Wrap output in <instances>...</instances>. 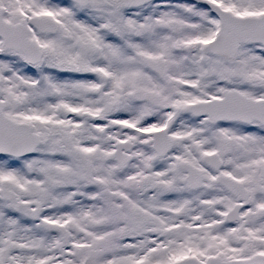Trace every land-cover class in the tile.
<instances>
[{"label": "snow or ice", "instance_id": "snow-or-ice-1", "mask_svg": "<svg viewBox=\"0 0 264 264\" xmlns=\"http://www.w3.org/2000/svg\"><path fill=\"white\" fill-rule=\"evenodd\" d=\"M0 264H264V0H0Z\"/></svg>", "mask_w": 264, "mask_h": 264}]
</instances>
